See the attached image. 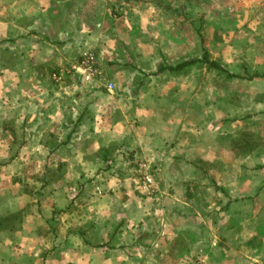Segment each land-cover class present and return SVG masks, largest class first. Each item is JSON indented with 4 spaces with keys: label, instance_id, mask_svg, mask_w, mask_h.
<instances>
[{
    "label": "crops",
    "instance_id": "obj_1",
    "mask_svg": "<svg viewBox=\"0 0 264 264\" xmlns=\"http://www.w3.org/2000/svg\"><path fill=\"white\" fill-rule=\"evenodd\" d=\"M92 1L0 0V47L16 48V64L0 63V264L206 262L208 252L195 250L202 243L257 245L254 258L236 256L264 264V153L234 154L229 144L242 127L223 123L221 113L209 125L191 124L180 108L171 115L170 91L144 92L156 94L152 104L144 93L140 103L104 95L99 87L112 83L105 78L98 88L76 76L52 85V70L73 63H63L69 53H79L76 62L89 52L74 44L73 29ZM232 1L238 27L251 22L253 36L264 37V0ZM148 169L159 184L153 195L140 184Z\"/></svg>",
    "mask_w": 264,
    "mask_h": 264
},
{
    "label": "rangeland",
    "instance_id": "obj_2",
    "mask_svg": "<svg viewBox=\"0 0 264 264\" xmlns=\"http://www.w3.org/2000/svg\"><path fill=\"white\" fill-rule=\"evenodd\" d=\"M232 2V0H95L91 3L92 7L88 6L90 10L87 9L91 14L89 16L87 14L84 21L78 22L77 27L74 28L72 25L73 30L77 28L79 33L74 39V44L77 42L83 50H89L94 54L96 64L102 68L103 79L112 82L111 92H107L103 86L99 87L104 95L110 97L115 94L130 95L139 101L141 94L147 93L148 90L156 94L158 90L170 91L168 95L171 98L169 101L166 100V103H169L166 108L170 107L171 115L173 108L178 111L180 108L185 114L191 113L188 117L191 124L207 125L218 121L214 115L221 113L223 123L232 126L237 121L243 126V131H249L256 136L264 133V64L260 59L264 57V45L261 46L255 41L264 40V37L253 36L254 27L251 22L239 25L241 32L238 33L236 19L239 12ZM246 29H250V33H247ZM72 34L74 36V33ZM83 36L86 38L81 40ZM3 45L0 50L6 49L0 52V63L16 64V48L11 52L7 49L8 44ZM68 46L71 44L65 47ZM72 46L74 48V45ZM55 48L60 50L64 46L58 43ZM203 53H206L209 60L219 63L231 73H238L245 78L258 75L263 76V79L260 85L252 82L253 80L227 82L220 77L216 78L214 74L205 73L204 69L193 67L180 75V79H176L175 82L172 79L173 75L166 72L158 73V67L151 69L152 71L140 68L145 67V64L176 65L188 59L201 58ZM78 54L69 53L63 63L76 64L78 60L74 61ZM53 68L48 67L46 73L50 74ZM54 72L52 70L51 75ZM51 75L50 81L55 89L62 86L66 78L60 83H55ZM73 79L81 85L79 79ZM68 82L72 83L71 80ZM84 85L98 88L94 85ZM175 86L177 87L173 96L171 89ZM223 86L228 91L229 106L220 103L224 95L220 87L224 88ZM5 93L9 94L7 86ZM146 93L143 94L145 96L142 102L156 99V94L147 98ZM174 102H179L180 106L174 107ZM150 103L155 104V101ZM114 117L119 119L120 115L116 114ZM138 119L132 120L133 123H137ZM256 139L260 143L263 142L258 136ZM205 166L200 164L198 167L202 174ZM148 172L153 177L157 190L159 188L157 177L150 169ZM221 207L219 205L214 211L218 216L217 224L222 219V213H219L223 210ZM258 233L264 238V226L258 229ZM212 246L202 243L195 248V250L202 248L208 252L206 262L194 258L183 264H226L227 262L223 261L226 256H230L229 264H244L240 263L239 255L236 256L238 253L243 252V256L251 259L254 258L255 252L258 253L257 245L242 247L215 243ZM181 247L182 243L176 246V250ZM263 251L264 248L261 252ZM220 252L223 255L217 254Z\"/></svg>",
    "mask_w": 264,
    "mask_h": 264
},
{
    "label": "trees",
    "instance_id": "obj_3",
    "mask_svg": "<svg viewBox=\"0 0 264 264\" xmlns=\"http://www.w3.org/2000/svg\"><path fill=\"white\" fill-rule=\"evenodd\" d=\"M196 67L199 69H204L205 73H209L211 75L214 74L216 78L220 77L221 79L229 82L232 80H239V81H251L254 79H263V76L253 75V76H247L246 78L238 73H231L228 70H226L224 67H222L219 63L215 61H211L207 58L206 53H203L201 58H194V59H188L185 61H182L174 66H159L157 72L158 73H164L170 75H182L185 74L189 69ZM56 70H53V72ZM96 86L94 83L90 84ZM99 87V86H98ZM224 87V86H223ZM220 90L224 91L223 98L220 99V103L225 104L226 106H229L228 103H230L227 89L224 87H220ZM235 125L241 126L239 122L236 121ZM256 136L263 139V142L260 143L256 139ZM255 134L249 132V131H243L239 133L235 139L230 141V148L234 152V154L238 157H247L248 155H251L253 153L259 152L264 153V133L262 134ZM115 150L114 146H110L107 149L102 150L103 152V160H106L105 157L107 156V153L112 152ZM201 165H204L201 163ZM199 167V166H198ZM200 171L201 169L198 168ZM215 190H217V186L212 183ZM184 246H182L178 252H180L183 249Z\"/></svg>",
    "mask_w": 264,
    "mask_h": 264
},
{
    "label": "built area",
    "instance_id": "obj_4",
    "mask_svg": "<svg viewBox=\"0 0 264 264\" xmlns=\"http://www.w3.org/2000/svg\"><path fill=\"white\" fill-rule=\"evenodd\" d=\"M76 76L82 83L86 84H101L103 81V72L96 64V58L94 54L88 52L83 54L76 64L69 67L62 68L51 75V79L55 83H60V81L65 77ZM107 92H111L113 89L112 83H107L103 86ZM146 171V169L144 170ZM141 188L149 195H153L156 192V185L154 183L153 177L150 173H146L141 176Z\"/></svg>",
    "mask_w": 264,
    "mask_h": 264
}]
</instances>
